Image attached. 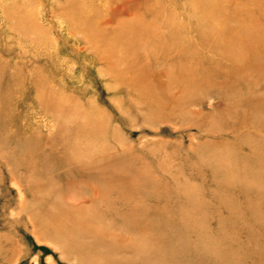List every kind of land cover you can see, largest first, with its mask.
I'll use <instances>...</instances> for the list:
<instances>
[{
  "label": "rangeland",
  "instance_id": "rangeland-1",
  "mask_svg": "<svg viewBox=\"0 0 264 264\" xmlns=\"http://www.w3.org/2000/svg\"><path fill=\"white\" fill-rule=\"evenodd\" d=\"M262 44L264 0H0V264H264Z\"/></svg>",
  "mask_w": 264,
  "mask_h": 264
},
{
  "label": "bare ground",
  "instance_id": "bare-ground-1",
  "mask_svg": "<svg viewBox=\"0 0 264 264\" xmlns=\"http://www.w3.org/2000/svg\"><path fill=\"white\" fill-rule=\"evenodd\" d=\"M245 31V30H244ZM256 34V33H255ZM254 34V35H255ZM256 36H258V35H256ZM136 42H134V44H135ZM255 43L256 42H254V46H251V47H247V48H240V50H237V51H233L232 53H231V58H233V59H241V58H243V57H245V56H247L248 58H251L252 59V57L254 58V56H256L258 53H260L261 52V50L260 49H256V45H255ZM262 46H263V44H262ZM264 47V46H263ZM262 47V48H263ZM233 50H235V49H233ZM260 50V51H259ZM230 51V50H229ZM229 51H228V53H229ZM263 53H264V51H263ZM262 54V53H261ZM258 57V56H257ZM260 58V59H259ZM259 58H257L258 60H256V64H261L262 63V58L261 57H259ZM255 59V58H254ZM227 61V60H226ZM254 61V60H253ZM253 61H252V63H253ZM228 62V61H227ZM251 63V62H250ZM249 63V64H250ZM254 63H255V61H254ZM138 74H139V72H138ZM184 75H186V74H184ZM180 76V75H179ZM139 77H140V75H139ZM139 77H138V79H139ZM171 77V76H170ZM206 77H207V75H206ZM176 78V77H175ZM182 78V77H181ZM182 79H184V78H182ZM144 80V79H143ZM146 81V80H145ZM183 81V80H182ZM169 82V81H168ZM177 82V81H176ZM146 83V82H145ZM179 83V82H178ZM147 84V83H146ZM166 84V83H165ZM140 85V84H139ZM169 85V84H168ZM141 86V85H140ZM146 87V85L144 86V88ZM151 87V86H150ZM153 87V86H152ZM166 87V86H165ZM179 87V86H178ZM186 87H188L187 86V84H186ZM141 88V87H140ZM164 88V87H163ZM167 88V87H166ZM179 88H181V87H179ZM149 90V89H148ZM154 90V89H153ZM166 90H168L169 91V86H168V88L166 89ZM172 90V89H171ZM146 91V90H145ZM156 92V91H155ZM172 92V91H171ZM191 92H193V91H191ZM166 93V92H165ZM168 93V92H167ZM190 93V92H189ZM150 95L152 94V93H149ZM163 94H164V92H163ZM170 94V93H169ZM194 94H195V92H194ZM149 95V96H150ZM160 95V94H159ZM180 96H182V94L180 95ZM153 97H154V95H153ZM156 97V96H155ZM158 97V96H157ZM149 99H150V97H149ZM152 99V98H151ZM172 100V102H173V99H171ZM238 101V100H237ZM180 102V101H179ZM171 103V102H170ZM174 103V102H173ZM176 103V102H175ZM178 105H180V104H178ZM167 106V105H166ZM152 107V106H151ZM213 117V116H212ZM241 117V116H240ZM216 122V121H215ZM215 125V124H214ZM92 131H93V129H92ZM208 154V153H207ZM241 156V155H240ZM243 157V156H242ZM241 157V158H242ZM213 158V157H212ZM210 159V158H209ZM214 159V158H213ZM212 160V159H211ZM241 161V160H240ZM214 164V167L216 166V160L214 159L213 161H212ZM224 163V162H223ZM229 163V162H228ZM227 163V164H228ZM233 163V162H232ZM236 164V163H235ZM239 164V163H238ZM223 165V164H222ZM226 165V164H225ZM234 165V164H233ZM240 165H242V164H240ZM239 165V166H240ZM229 166H231V164L229 165ZM228 166V167H229ZM235 166V165H234ZM243 166V165H242ZM222 167V166H221ZM225 167V166H224ZM233 167V166H232ZM237 167V166H236ZM227 168V167H226ZM117 169V168H116ZM120 169V168H119ZM216 169V168H215ZM222 169V168H221ZM234 169V168H233ZM225 170V168L223 169V171ZM220 171V170H219ZM225 172V171H224ZM227 172V171H226ZM237 173V172H236ZM232 174H233V172H232ZM243 176V175H242ZM178 182V181H177ZM243 182V181H242ZM228 184H229V182H228ZM234 184V183H233ZM230 185V184H229ZM178 187V186H177ZM185 187V186H184ZM138 188V187H137ZM191 188H192V186H191ZM178 189V188H177ZM185 193V192H184ZM190 194V193H189ZM189 194H188V197H189ZM192 194H194V193H192ZM192 194H191V196H192ZM190 196V197H191ZM194 196V195H193ZM191 199V198H190ZM192 200V199H191ZM91 217V216H90ZM89 217V218H90ZM101 218V217H100ZM99 221V220H98ZM102 221V220H101ZM103 222H105V221H103ZM92 223H94V222H92ZM101 223V222H100ZM105 224V223H104ZM104 224H102V225H104ZM80 225H81V227H83V228H81L80 229V231H79V233H81V234H89L90 236H92L93 237V235H94V237H95V235H98L97 233L95 234V231H98L97 229H93V228H87V226L86 225H84L83 223H80ZM98 225V224H97ZM106 225H107V223H106ZM111 226V225H110ZM140 226V225H139ZM144 226V225H143ZM98 227V226H97ZM105 227V226H104ZM142 227V226H141ZM103 228V227H102ZM122 228V227H121ZM148 228V227H147ZM100 229V228H99ZM123 229V228H122ZM105 230V229H104ZM113 231V230H112ZM131 230H129V232H130ZM66 234V233H65ZM125 236V235H124ZM138 236V235H137ZM73 238V237H72ZM95 239H96V243H94V245L96 246V247H94V248H97V246H101V245H108V241L106 240L105 242H100L98 239H97V237H95ZM139 239V238H138ZM82 240V239H81ZM135 240H137V238L135 239ZM134 240V242L132 243V247H133V249H134V251H135V254H137L136 256H145V257H147V256H149L150 255V252H153V254L154 255H158L159 253H160V251H159V247H156V245L154 246L152 243H150L149 242V239L148 240H144V241H135ZM155 240V239H154ZM171 240V239H170ZM157 240H155V242H156ZM154 242V243H155ZM91 244L89 243L88 245L87 244H77V246H78V250L81 252V253H88L89 251L91 252V249H93V246H90ZM109 246V245H108ZM151 246H154L155 248H153V249H150V247ZM116 250L118 249V248H116V247H114ZM168 248V247H167ZM171 252V251H170ZM84 253V254H85ZM93 253V252H92ZM88 254H90V253H88ZM94 254V253H93ZM92 255V254H91ZM88 256V255H87ZM103 256H105V255H103ZM107 256V255H106ZM118 257V256H117ZM137 259H140V258H137ZM102 260V259H101ZM114 260V259H113ZM103 261V260H102ZM105 261H106V259H105ZM130 261H132V259H130ZM139 261V260H138ZM101 262V261H100ZM132 263H134V261L132 262ZM233 263V262H232ZM131 264V263H130ZM164 264H172L170 261H166Z\"/></svg>",
  "mask_w": 264,
  "mask_h": 264
}]
</instances>
